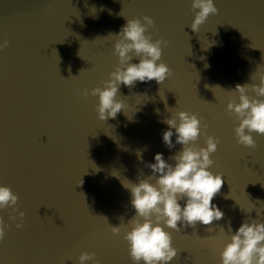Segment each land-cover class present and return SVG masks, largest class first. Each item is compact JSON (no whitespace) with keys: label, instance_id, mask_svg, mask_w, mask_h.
<instances>
[{"label":"water","instance_id":"1","mask_svg":"<svg viewBox=\"0 0 264 264\" xmlns=\"http://www.w3.org/2000/svg\"><path fill=\"white\" fill-rule=\"evenodd\" d=\"M215 4L219 14L194 32L191 0H0V43L10 41L0 50V185L19 195L26 213L17 229L11 210H0L11 225L0 264H79L83 252L101 264H133L123 230L114 236L108 223L118 227L136 214L126 179L151 175L146 164L157 153L175 164L169 157L182 145L174 135L175 147L165 146L162 121L179 111L197 113L220 139L209 170L223 174L213 204L224 217L166 229L181 250L171 264H221L231 234L245 221H264V135L253 134L255 148L238 144L235 117L225 114L229 90L258 84L264 73V0ZM145 15L156 22L153 40L170 41L162 62L174 75L163 84L121 85L126 108L101 121L99 98L80 93L103 87L119 63L109 34ZM197 143L206 146L203 136Z\"/></svg>","mask_w":264,"mask_h":264},{"label":"clouds","instance_id":"2","mask_svg":"<svg viewBox=\"0 0 264 264\" xmlns=\"http://www.w3.org/2000/svg\"><path fill=\"white\" fill-rule=\"evenodd\" d=\"M191 9L195 14L190 25L194 32H199L210 15L219 14L215 0H191ZM126 20L118 34L108 36L117 37L114 53L119 58L110 78L101 81L103 87L97 86L90 93L88 89H83L80 93L85 98L89 95L99 98L96 111L98 119L104 122L109 118L115 119L126 108L125 102L117 98L121 95V85L132 88L138 81L153 80L163 84L174 75L173 70L162 62L163 50L170 41L163 37L153 40L150 29L155 28V20L148 15ZM9 44L10 41L4 39L0 43V50L6 49ZM133 59H139V63H132ZM250 90L255 93L254 96L248 94ZM229 91L232 99L227 104L225 114L235 117L237 143L255 148L257 144L253 134L264 135V73L259 74L258 84H237L235 90ZM156 111L159 113V109ZM162 122L169 126L163 132L165 146L172 149L175 144L182 145L181 151L169 157L175 164L168 163L162 153H157L155 163L146 164L151 169V175L141 176L138 183L127 179L123 182L131 192V205L136 210L135 216L127 224L114 227L106 217L100 216L108 223L114 236H121L123 230L122 239L127 242L133 264H171L181 250L173 245L172 232L166 229L180 233L181 224L195 228L198 222L212 225L224 217L223 211L213 204L224 185L223 174H213L209 170L215 164L211 157L218 151L219 137L208 134L209 125L203 123L197 113L179 111ZM174 135L175 144L172 139ZM202 136L205 138L204 147L197 143ZM82 183L80 180L79 184ZM19 200V195L10 186L0 185V210H11L9 219L18 220L16 228L22 229L26 213L19 210ZM180 201H185L183 206ZM10 227L4 216L0 215V242L5 240L6 229ZM221 232L225 233L223 228ZM227 233H232L231 227ZM78 259L79 264H101L95 252H83ZM220 262L264 264V221L242 223L220 251Z\"/></svg>","mask_w":264,"mask_h":264}]
</instances>
